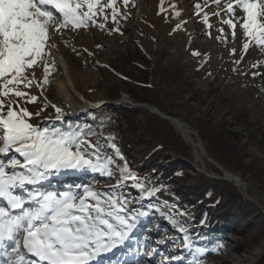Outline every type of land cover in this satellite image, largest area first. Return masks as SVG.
Listing matches in <instances>:
<instances>
[{"label":"rangeland","instance_id":"374dc122","mask_svg":"<svg viewBox=\"0 0 264 264\" xmlns=\"http://www.w3.org/2000/svg\"><path fill=\"white\" fill-rule=\"evenodd\" d=\"M102 2L106 3L107 0ZM197 3L201 4L199 10L195 8ZM226 6L223 0L220 7L213 4L212 0H208L207 5L204 0H130L125 7L122 0H118L117 7L123 16L118 17L117 22L113 23L111 9H106L105 15H108L109 19L104 21L103 17L97 18V23H105L103 30L98 26L72 29L70 25L60 28L59 31L50 30V40L45 49L46 53H50L45 56L50 65L48 83L42 87H37L34 83L30 88L21 85V90L38 99L35 103L19 100V108H26L32 113L28 122L38 130L47 128L50 131L59 132L72 129L70 126H74L78 118L85 120V113L100 114L101 110L95 109L107 104L123 103L141 109L143 113H136L133 121L135 130L131 133L139 136L141 132H149L153 139L164 146L165 153L162 157H175L186 165L184 171L188 177L182 189L184 198H193L194 207L205 205L207 203L203 193L205 186H202L201 177L213 179L214 182L229 180H226L222 172L201 152L198 142L202 143L204 149L205 146L200 137L198 125L192 121L193 114L203 125L209 123L210 119L201 114L202 112L208 113L211 117L219 116L221 125L226 126L224 131L211 135V140L217 147V153H215L220 158L237 166L236 168L257 165L264 172V144L258 147L255 140L250 137L252 132L246 130V124L249 125L251 121L263 125L264 130V46L256 45L245 36L241 27L244 17L242 10L235 12L234 23L237 25L235 29L223 23L224 20L233 18L231 14L222 10ZM177 12L180 13L179 16L176 15ZM217 12L219 15L213 14ZM205 15L208 17L207 22L204 20ZM116 28L119 31H115ZM245 43H249L247 51L243 48ZM148 54L151 55L152 61L156 54V58L165 57L171 60V64H174L177 69L186 72L182 78L178 79L180 82H186V87L175 94L182 95L183 102L178 105L182 104L185 109L172 111L170 110L172 107L168 109L166 103L162 106L150 103L163 116L174 118V122L158 114L150 113L147 107L132 105L140 103L134 102L130 93L137 96L140 93L135 85L126 83L119 77L121 74L129 77L132 75L133 78L138 76L139 70H136L135 66L143 63ZM54 56L64 58L68 66L67 73L62 66L58 65ZM30 71L35 73L37 82H42L44 77L42 63ZM187 90L198 97L205 92L219 91L226 99L235 100L248 115L243 111L242 116L234 112L232 116L220 114L226 111L224 107L226 103L219 105L214 102V97L194 100ZM117 93L120 95L117 100L125 98L132 104L113 103L117 100L111 99L110 96ZM77 94L83 96L89 103H106L88 109ZM52 105L59 107L62 110L61 113L57 114ZM13 108L19 111L16 104H13ZM152 110L155 109L152 108ZM127 123L128 121L124 118L121 131L132 127ZM177 123L184 129L190 130L191 141L185 139L176 126ZM98 127L101 129V126ZM100 129L98 131L101 136L103 130ZM228 132L231 135H227ZM107 133L101 138L102 141L99 137H95L96 134H88L83 138L92 145H95L98 140L103 145L105 138H108ZM122 136L126 137L125 134L119 135L120 138ZM256 141L260 142V139ZM105 146L106 144L101 147L100 152L111 156L112 152H106ZM94 151L92 148L86 149L88 153H94ZM213 168L218 173L214 172ZM137 170L142 174V168ZM73 175H78L82 180L78 185L80 187L69 185V188L64 183L55 182L59 179L62 181H65V178L72 179ZM235 176L242 180L241 177ZM108 178L107 175L103 178L99 172L91 170L73 172L61 170L50 174L47 179H52V183L44 186L46 189L57 192L69 189L74 192L82 191L84 186L104 194L120 195V191H125L131 195L132 192V197L127 194L123 197L129 201L128 209L148 213L146 216L138 217L136 227L129 233V239L123 245L113 249L112 252L102 254L99 258L102 264H190V262L194 264H264V185L248 188V184L242 180L247 187L246 191L237 186L234 181L230 182L238 188V191L232 187H217L215 196L221 195L223 199L218 205L219 213L212 217L214 226L219 223L226 231L222 238L225 247L220 249L214 247V252H207L195 258L192 252L184 248L183 234L169 222V217H172L182 225L179 220L182 216L176 213L187 216L186 209H182L174 202H166L165 198L160 196L159 200L164 202H159L155 196L156 200L153 201H148L150 197L142 198L140 190L133 186L135 182L132 180L125 181L120 187H116L117 183L113 182V178L107 180ZM138 179L141 182L143 177ZM176 199L178 202L183 201L180 196ZM202 201L203 204H201ZM208 207L209 205L204 208ZM198 210H194V215ZM132 214L135 215L136 212L132 211ZM192 227L193 231L195 224H192ZM196 229H199V226ZM209 229L215 230L214 227ZM192 233L197 234V232ZM194 236H189L194 248L195 243L203 248L201 241L192 240ZM177 238L181 243L176 246L177 242L173 243V240ZM173 256H179L182 259H170Z\"/></svg>","mask_w":264,"mask_h":264},{"label":"snow or ice","instance_id":"6c2138e0","mask_svg":"<svg viewBox=\"0 0 264 264\" xmlns=\"http://www.w3.org/2000/svg\"><path fill=\"white\" fill-rule=\"evenodd\" d=\"M117 2L0 0V257L3 258L0 264H102L99 259L102 254L123 245L136 227L138 217L148 214L132 210L136 212L133 215L127 207L129 201L122 196L100 193L87 186L75 192L46 189L45 181L54 172L91 170L113 177L115 168L119 173L116 187L132 180L142 198L151 197L157 191L146 188L126 163L118 165L115 157L101 153L103 145L99 140L92 145L84 139L83 136L94 134L90 129L89 133L82 130L65 133L47 128L41 131L28 122L32 113L19 108V100L35 103L38 99L21 90V85L30 88L34 83L37 87L48 83L50 65L45 56L50 53L45 49L50 30L59 31L69 25L72 29L98 26L103 30L105 23H97V18L107 21L106 9H111L113 23L123 16ZM129 2L122 0L125 7ZM204 2L208 4V0ZM223 2L227 6L222 10L233 16L223 23L235 29V12L242 10L241 27L245 36L256 45L264 46V0ZM212 3L220 7L222 0H212ZM195 8L201 9V4L197 3ZM204 20L207 22V15ZM243 48L247 51L249 43ZM41 63L44 77L42 82H37L30 70ZM13 104L19 111L14 110ZM52 107L57 114L61 113L59 107ZM111 139L114 138H105ZM109 147L120 160L124 159L115 144ZM88 148L94 149V153L86 152ZM169 222L183 234L185 249L194 256L204 254L203 249L194 248L186 228L172 217Z\"/></svg>","mask_w":264,"mask_h":264},{"label":"trees","instance_id":"16d2710c","mask_svg":"<svg viewBox=\"0 0 264 264\" xmlns=\"http://www.w3.org/2000/svg\"><path fill=\"white\" fill-rule=\"evenodd\" d=\"M154 56V61H152L151 55L148 54L143 63L135 66L136 70H139V74L138 76H134L135 78H133L132 75H130V77L122 74L119 75V77L124 82L135 85L136 89H138L137 91L140 93L139 96L130 93V96L134 99V102L147 105L150 108L152 107L151 104L162 106L163 103H166V105H168V109L172 107L170 108V110L172 111H177L178 109L180 110L182 108L185 109L182 104L178 105L179 103L183 102L182 95L175 94L182 88L186 87V82H180L178 80L182 78L183 74H185L186 72H182L181 69H177L174 64H171V60H168L162 56L156 58V54H154ZM213 91L214 90L209 91L208 93L205 92L203 93L204 95L198 97L195 96L196 94H191V91L187 90L188 94H190V97L193 96L192 99L194 100H197V98L205 99L204 97L213 99L212 97H214V102H216L217 104L220 105L221 103V105H224V103H226V106H224L226 107V111L220 114H223L225 116H232V114L236 113V115L242 116L241 112L243 111L248 115L245 109H242L235 100L229 98L226 99L225 96L223 94H220L219 91H216V93H214ZM110 98L117 100L120 98V95L117 93L114 96H110ZM95 110H101L100 114H94L92 112L85 113V120L83 118H78L77 122H75V125L70 126L72 129L65 130L64 132L67 133L82 130L83 133H89L90 129L91 133L96 134L95 137H99V139H101L104 134L108 132L106 134V137L114 139L103 142V145L106 144V152H112L111 156L115 157L118 165H123L126 163L128 170L131 173H133L137 177H140V179L142 176L143 179H141V183H143L146 188L157 189L155 194L151 196L148 201L156 200L154 199L155 196L159 202H164L159 200L160 196L161 198H165L166 202H174L178 204L177 206H180L182 209H186L188 211V213L186 212L187 216H184L183 214L181 219L179 220H181L180 222L182 225L187 227L186 229L188 230V235L190 237L195 235L192 240L194 242L201 241L204 245V247L202 248L199 247L197 243H195V248H201L204 250V253H207L211 251L214 252V247H217V249H220V247H225L222 238L223 235H225L226 231L222 229L223 227H221L219 223L215 224L214 226V218L212 217L219 213L220 210L218 209V205L222 202L223 199L221 195L215 196V190L218 189L217 187L222 186L232 187L236 191H238V188L230 181L214 182L213 179L202 176V186H205L203 193L204 196H206L207 203L205 205H199V207H194L195 201L192 202L193 198H184V195L182 193L183 186L188 177L184 171L186 165H184L175 157H162L165 153L163 151L164 146L160 145L155 139H153V137L150 136L149 132H141L139 136L136 133H131L135 130V124L133 123V121L136 117V113H143L141 109H137L121 103L107 104ZM149 112L152 113L151 111ZM201 114L210 119V122L203 125L202 122L198 120L195 114H193L192 121L195 125H198L197 127L199 129L200 137L202 138L209 157L217 161L228 172L241 177L242 180H244L248 184V188H252L254 186H263L264 172L261 168H258L257 165H252L249 167L246 166L244 168H236L237 166L235 167L233 166V164L231 165L225 162L222 158H220V156L216 154L217 147L211 140V135L213 136V134L218 131H224L226 126L221 125L222 121H220L221 119L219 116L211 117L206 112H202ZM164 115L169 116L170 114ZM124 118H126V121H128L127 124L132 127H129L126 131H121L123 129L122 123ZM246 125V130L252 132L250 134V137L255 140V144L258 147L262 146L264 144V130L262 129L263 125L253 121H251L249 125ZM98 126H101V129ZM98 129H100L101 131L103 130V135L100 136V132L98 131ZM114 130L118 131L116 132ZM120 134H125L126 137L122 136L120 138ZM219 135L222 136L221 133H219ZM227 135H231V133L228 132ZM256 139H260V142H257ZM102 140L103 139H101V141ZM109 144H115L116 148L119 150V154L123 156V160L119 159V156L116 155L115 151H112L113 149L109 147ZM138 168L143 169L142 174L139 170H137ZM64 171L73 172V170ZM213 171L218 173L215 168H213ZM113 172L116 174V176L109 177L107 180L113 178V182L117 183V177L119 176V173L116 172L115 168H113ZM100 176L104 178L106 175L100 173ZM71 177L72 179L65 178V181L59 179L55 182L58 184L64 183L67 187H69V185L78 186L80 182H82L78 175H73ZM51 183L52 179H47L44 186L51 185ZM120 192L121 193L118 196L124 197L127 194L132 197L133 195L132 192L131 195L126 193L125 191ZM177 196L182 197L183 201L178 202L176 199ZM186 201H188L189 203H187ZM166 204L167 203H165V205ZM201 204H203V201L201 202ZM207 205H209V209L204 208ZM196 209L199 210L197 211V214L194 215L193 212ZM192 224H195L196 227L199 226V229H196L195 227V229L192 231ZM211 227H214L215 230L211 231L209 229ZM192 232H197V234H193ZM173 243H175V245L177 246L180 245L181 242L177 238L176 240H173ZM198 257L199 256H196L195 258Z\"/></svg>","mask_w":264,"mask_h":264},{"label":"water","instance_id":"95a60500","mask_svg":"<svg viewBox=\"0 0 264 264\" xmlns=\"http://www.w3.org/2000/svg\"><path fill=\"white\" fill-rule=\"evenodd\" d=\"M78 95V94H77ZM80 95V94H79ZM80 99L81 100H83L84 101V103L86 104H89L88 106H87V108L88 109H92V108H96V107H98V106H100V105H104L106 102H99V103H89V102H87L84 98H83V96H81L80 97ZM121 102H124V103H129V104H132V102H129V101H127V99H125V98H122V99H120V100H117V101H115V102H113V103H121ZM108 103V102H107ZM132 105H134L135 107H142V106H144V107H147V109H149V111H152V108H155V107H149V106H147V105H142V104H132ZM153 111H155V112H153V113H156V114H158L159 116H161V117H163L164 119H168V120H171V121H173L174 122V118H171V117H169V118H167V117H165V116H163L162 115V113L157 109V108H155V110H153ZM198 145H201L202 146V143L199 141L198 142ZM202 152H203V155L206 157V158H208L209 160H210V162L218 169V170H220L221 172H222V174L224 175V178L226 179V180H229V181H234L235 183H236V185L237 186H239L241 189H243L244 191H246V189H247V187H246V185L244 184V182H242V180L240 179V178H238V177H236L235 175H233L232 173H230V172H228L226 169H224L217 161H215L213 158H211V157H209L208 156V154L206 153V151H205V149H204V147L202 146Z\"/></svg>","mask_w":264,"mask_h":264},{"label":"bare ground","instance_id":"6f19581e","mask_svg":"<svg viewBox=\"0 0 264 264\" xmlns=\"http://www.w3.org/2000/svg\"><path fill=\"white\" fill-rule=\"evenodd\" d=\"M53 54V53H52ZM55 57V59L57 60V63H58V65H60V66H62L63 68H64V70H65V72L66 71H68V66H67V64H66V61L64 60V58H62V59H60V58H58V57H56V56H54ZM62 68V69H63ZM63 71V70H62ZM67 73V72H66ZM79 95V94H78ZM81 96L79 95V97L78 98H80ZM85 105H89V104H85ZM155 109V108H154ZM149 110V109H148ZM152 113L153 112H155V111H151ZM176 126H178V128L181 130V132L183 133V136L185 137V139L186 140H188V141H191L190 140V130L188 131V130H186V129H184V127L183 126H181L179 123H177V125ZM199 146V148L201 149V152L203 151L202 150V146L201 145H198ZM195 153V152H194ZM203 153V152H202ZM200 159V158H199ZM198 159V160H199ZM93 263H95V262H93Z\"/></svg>","mask_w":264,"mask_h":264}]
</instances>
